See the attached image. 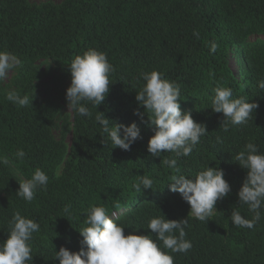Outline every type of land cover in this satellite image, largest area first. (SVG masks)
Returning <instances> with one entry per match:
<instances>
[{
	"label": "trees",
	"instance_id": "1",
	"mask_svg": "<svg viewBox=\"0 0 264 264\" xmlns=\"http://www.w3.org/2000/svg\"><path fill=\"white\" fill-rule=\"evenodd\" d=\"M209 42L219 45L215 53L209 51ZM88 49L104 52L115 69L110 90L96 110L114 122L135 121L141 138L128 151L112 148L94 119L99 113L89 104L91 118L72 110L64 118L63 128L71 130L66 143L64 134L59 139L53 134L60 104L20 107L6 100L0 82V156L9 159L7 165L0 164V241L7 238L13 214L20 212L40 225L30 242V264H58L54 250L64 246L78 251V230L87 211L102 205L117 214L125 235L154 238L147 229L151 218H185V239L192 247L186 253L164 249L174 264H264V213L252 229L230 222L232 211L252 218L247 205L238 204L237 191L247 170L235 156L249 142L264 153V90L258 87L264 80V0H62L56 5L0 0V50L22 61L15 77L21 89L36 76L33 65L49 61L58 73L55 78L69 86L67 63ZM232 55L239 59L237 71L231 66ZM152 70L180 85L181 110L208 131L191 155L177 158L180 173L194 176L208 165L216 166L231 186L205 223L192 217L179 193L169 190L176 173L163 159L174 154L152 156L147 141L154 129L134 114L135 95L144 83L140 73ZM218 86L231 88L233 98L258 105L252 118L227 132L220 127L223 114L210 107ZM139 110L143 112L142 106ZM18 149L26 153L23 160L15 157ZM36 169L49 181L29 203L16 191ZM141 175L152 179L153 188L138 193L133 185ZM66 205L71 211L65 218Z\"/></svg>",
	"mask_w": 264,
	"mask_h": 264
},
{
	"label": "clouds",
	"instance_id": "2",
	"mask_svg": "<svg viewBox=\"0 0 264 264\" xmlns=\"http://www.w3.org/2000/svg\"><path fill=\"white\" fill-rule=\"evenodd\" d=\"M197 38L199 33H193ZM209 51L215 53L219 47L215 42H209ZM50 62V61H49ZM48 62V63H49ZM70 85L65 90L67 109L84 117L91 118L95 110L109 92L110 74L114 72L113 65L104 52L88 49L76 55L69 63ZM22 66V61L13 53L0 50V82L4 81L10 71ZM143 80L140 91L136 92L135 100L138 108L134 114L154 129V134L147 141V151L155 157L161 153H173V158L165 157L163 164L175 171L168 183V188L179 193L190 206L189 212L195 219L206 222L216 210L218 200L225 198L231 192L229 182L224 178L222 169L207 166L186 176L177 167V158L188 157L201 137L208 131L203 123L196 122L189 111H182L179 101L180 85L166 78L163 74L152 70L140 73ZM258 87L264 90V80L258 81ZM211 99V109L222 113L220 127L227 132L231 126L246 123L258 107L255 101L244 98H233L229 87H216ZM7 101L25 107L31 104L33 95L21 96L15 90H7ZM142 106L143 112L139 110ZM94 119L101 130L111 141L112 148L130 150L131 145L141 138V129L135 121L128 124L114 122L96 110ZM147 116V121L143 119ZM218 142L220 138L217 137ZM26 153L18 149L15 157L23 160ZM235 162L246 169L240 188L237 191L238 204L247 205L252 218H245L239 211L230 213V222L239 228L252 229L264 213V153H261L254 143H247L244 149L235 156ZM7 156H0V164L7 165ZM49 181L47 174L36 169L30 179L19 182L16 195L26 202H32L37 189L46 188ZM139 193L143 189H152L153 181L141 175L139 182L133 185ZM119 208V205L115 206ZM70 207L63 209L64 216L70 214ZM110 215L114 218H110ZM117 214L109 213L104 206L92 205L86 213L84 226L78 232L82 237L78 251H70L64 246L54 250L53 258L58 264H174L172 253H186L192 244L185 239L187 220L167 219L164 215L153 217L147 224V229L153 235L124 233L125 225L116 222ZM40 231V225L34 219L13 214L9 221L7 238L0 241V264H30L32 260L31 240L33 234ZM157 241L162 242V247Z\"/></svg>",
	"mask_w": 264,
	"mask_h": 264
},
{
	"label": "rangeland",
	"instance_id": "3",
	"mask_svg": "<svg viewBox=\"0 0 264 264\" xmlns=\"http://www.w3.org/2000/svg\"><path fill=\"white\" fill-rule=\"evenodd\" d=\"M29 3L35 5H41L44 3L59 4L62 0H26ZM239 59L232 55L231 66L237 71L239 68ZM36 76L32 79L31 85L27 89H21L18 81L15 77L18 74L20 68L10 71L7 78L1 82L2 91L6 94L7 90H15L21 96L33 95L31 103L43 104L47 101H53L61 105V116L55 121L53 127V134L59 139L64 134V140L66 143L70 142L71 130L70 128H63V121L65 117H70L71 109H67V101L65 98V90L68 87L67 81L60 82L55 78L58 74L53 65L48 62H39L33 65Z\"/></svg>",
	"mask_w": 264,
	"mask_h": 264
}]
</instances>
